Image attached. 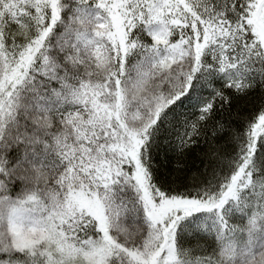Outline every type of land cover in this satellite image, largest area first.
<instances>
[{"label":"snow or ice","instance_id":"snow-or-ice-1","mask_svg":"<svg viewBox=\"0 0 264 264\" xmlns=\"http://www.w3.org/2000/svg\"><path fill=\"white\" fill-rule=\"evenodd\" d=\"M0 264H264V0H0Z\"/></svg>","mask_w":264,"mask_h":264}]
</instances>
